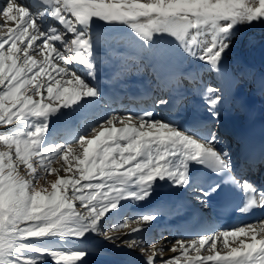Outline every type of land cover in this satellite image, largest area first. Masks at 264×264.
Masks as SVG:
<instances>
[{"label":"snow or ice","instance_id":"6c2138e0","mask_svg":"<svg viewBox=\"0 0 264 264\" xmlns=\"http://www.w3.org/2000/svg\"><path fill=\"white\" fill-rule=\"evenodd\" d=\"M257 25L264 0H0V264H264V215L220 224L264 213V150L238 166L219 132L242 85L264 96L228 60ZM103 65L149 78L136 110ZM172 216L193 238L157 244Z\"/></svg>","mask_w":264,"mask_h":264},{"label":"bare ground","instance_id":"6f19581e","mask_svg":"<svg viewBox=\"0 0 264 264\" xmlns=\"http://www.w3.org/2000/svg\"><path fill=\"white\" fill-rule=\"evenodd\" d=\"M250 41H254V43L250 44ZM250 41H248V44H246V46L243 48V53H241L242 57L246 60L247 63H249L251 65L264 62V38L258 39V40L252 39ZM106 66L107 65H103L100 69V79L102 81V86L106 83V82H104L106 77L111 76L112 72L114 71L113 67L110 69V71H107ZM125 81H128V79L124 80V82ZM142 82H145V84L147 85L144 77L143 78L137 77V83L140 84L141 86H143ZM127 85L131 89L136 88L135 84L132 85V84L127 83ZM245 93L246 92H244V90L242 93L240 88L236 92V98L238 100L242 101V104H243L242 108H244V110L241 112V115L237 116L236 114H232V112L230 113V110H227V109H225L221 112V121H220V128H219V129H221V132H223V133L226 132L230 136L232 134H237L241 129L240 125H241V122L243 120H247L251 126L258 127V123H255L254 116L256 115V110H261L264 113V101L261 98H260L261 99L260 100L259 98L255 97L256 95H253V94L250 95V94H245ZM106 100H108V102L111 104V107H112L114 103L109 101L108 96H106ZM251 103H254L256 110L250 111L248 109ZM118 105H119V103H118ZM116 106H117V104H116ZM119 108H120L119 106L116 107V109H119ZM262 118L264 119V114L262 115ZM119 126H117V127H119ZM262 132H264V129H262ZM250 140H251V138H248V140H247L248 143ZM173 219H174L173 217H165L164 219L160 220L158 222L159 228L164 227V224H168L169 226H172V227L174 224H176V225H181L183 227V229L185 230L186 228L190 227V225L192 224V221L194 222V220L188 219L186 221V223H177L176 220H173ZM163 221H165L166 223ZM176 225H174V226H176Z\"/></svg>","mask_w":264,"mask_h":264},{"label":"rangeland","instance_id":"374dc122","mask_svg":"<svg viewBox=\"0 0 264 264\" xmlns=\"http://www.w3.org/2000/svg\"><path fill=\"white\" fill-rule=\"evenodd\" d=\"M262 38H264V25H257L254 28L242 31L240 33V35L237 37V41H236L235 45L233 46L232 51L229 53L228 60L231 63V65L233 67H235L237 65L249 66V67L254 68L257 73L264 71V62L251 65V64L246 62V60L242 57V54H241V53H243V48L246 46V44H248V41H250L252 39L258 40V39H262ZM144 78L146 79V81H148V79H149L147 76H145ZM206 79H209V77H206ZM240 89H241L242 93L244 90V92H246L245 94L256 95L255 97H257L259 99L261 98L264 101V96H261L250 85L244 84L240 87ZM225 109L230 110V113L232 112V114H236L237 116L241 115V112L244 110V108L237 107L235 104L228 105L227 103L225 104L222 111ZM115 110H119V109H115ZM117 126H119V124ZM223 137L227 140V145H226L227 150L232 152L233 158H234V145H233V143L226 136H223ZM52 166L59 168L60 162H53ZM60 174L63 175L64 173L61 172ZM54 178H55L54 176H51V175L48 176L49 181L53 180ZM163 222H165V221H163ZM159 230H160L159 232L163 233V236H160L159 234H157V244L164 242L165 240H170V241H172V243H174L176 239L190 240L193 238L191 235H187V236L181 235L182 233L180 230H176L174 228L171 229L170 227H167V226L159 228ZM110 234L116 235L117 233H110ZM167 246L171 247V244H168ZM170 255H173V254L170 252L165 253V256H170ZM91 259H92V264H107V262H114V261L118 260L119 257L109 254L108 256L103 257V258L93 257Z\"/></svg>","mask_w":264,"mask_h":264}]
</instances>
